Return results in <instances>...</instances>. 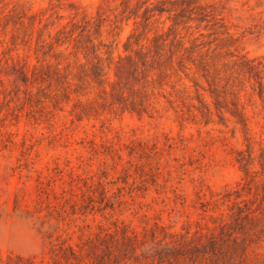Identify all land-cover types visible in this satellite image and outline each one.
Instances as JSON below:
<instances>
[{
  "label": "rangeland",
  "instance_id": "obj_1",
  "mask_svg": "<svg viewBox=\"0 0 264 264\" xmlns=\"http://www.w3.org/2000/svg\"><path fill=\"white\" fill-rule=\"evenodd\" d=\"M124 1L0 0V264H92L97 235L115 227L139 239L156 226L176 236L204 235L213 226L210 217H227L234 192L244 185L239 152L245 158L251 152V178L264 180V123L256 96V108L246 106L248 135L228 114L222 124L213 111L204 124L196 111V118L183 114L162 97L155 102L160 113L152 118L105 113L80 122L70 114L72 101L54 109L49 100L37 102L35 88L27 99L12 66L26 63L31 70L52 62L41 54L48 45L37 51V39L54 43L70 21L104 20L102 30L110 32L103 34L105 43L114 40V57L123 53L135 28L132 17L118 22ZM128 1L135 6L136 0ZM173 1V9L198 4L204 10L195 11L209 15L198 23L185 14L178 32L189 41L186 46L198 38L217 47L226 61L245 56L264 65V0ZM142 13L143 8L136 21ZM175 13L155 15L148 38L167 32ZM170 83L175 90L184 84L193 98L187 102L199 105L186 78ZM41 88L48 92L46 85ZM240 97L245 103L246 93ZM258 251L264 252V244Z\"/></svg>",
  "mask_w": 264,
  "mask_h": 264
},
{
  "label": "trees",
  "instance_id": "obj_2",
  "mask_svg": "<svg viewBox=\"0 0 264 264\" xmlns=\"http://www.w3.org/2000/svg\"><path fill=\"white\" fill-rule=\"evenodd\" d=\"M122 3L118 22L132 17L135 28L122 45L123 53L117 57H114V40L105 43L103 39V34L110 32L102 30V19L93 23L85 18L70 21L51 44L37 39V51L48 45V52L41 54L53 61L33 66L31 70L26 63L12 66L16 74L14 82L26 87L24 94L29 101L34 88L37 102L49 100L54 109L72 101L70 114L80 122L99 119L105 113L152 118L160 113L155 102L162 97L166 104L179 108L183 114L191 115L192 110L196 111L204 124L210 122L213 111L222 124L228 114L242 133L248 135L250 117L246 106L256 108L253 100L256 96L261 103L264 123V65L245 56L226 61L217 47L210 49L198 38L186 46L189 41L180 36L178 27L186 13H189L188 22L207 20L208 13L195 11L204 10L202 6L173 9V0H155L156 4L136 0L134 7L128 0ZM166 4H170V8ZM141 8L143 13L138 22ZM169 12L176 13L167 32H154L148 38L155 15ZM192 15L195 16L190 17ZM138 26L140 32H137ZM182 76L192 83L198 106L189 102L193 98L184 84L182 90H175L170 83L172 78L180 82ZM200 78L207 84L206 89L200 84ZM45 85L47 93L41 88ZM166 86L172 90L166 92ZM200 90L208 95L209 102ZM241 92L246 93L245 103L241 102ZM261 159L264 175V150ZM253 161L251 152L248 158L239 152L237 162L244 175V185L234 192L235 201L228 208L227 217H210L213 226L207 227L204 235L188 237L186 232L176 236L156 226L139 239L125 227H115L111 232L101 229L90 248L92 264H264V252L258 251L264 244V180L257 183L251 178ZM96 250L100 253L96 254ZM70 254L77 261L72 250Z\"/></svg>",
  "mask_w": 264,
  "mask_h": 264
}]
</instances>
